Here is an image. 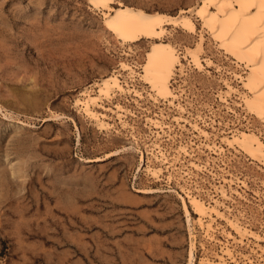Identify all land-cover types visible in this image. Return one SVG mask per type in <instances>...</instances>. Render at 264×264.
Returning a JSON list of instances; mask_svg holds the SVG:
<instances>
[{"label": "rangeland", "instance_id": "374dc122", "mask_svg": "<svg viewBox=\"0 0 264 264\" xmlns=\"http://www.w3.org/2000/svg\"><path fill=\"white\" fill-rule=\"evenodd\" d=\"M118 1L176 16L198 0ZM165 28V42L179 50L183 63L173 81L181 96L177 103L190 113L185 118L210 134L208 141L189 125L180 128L174 120L180 117L177 109L161 99L155 103L149 86L121 71L123 61L141 63L149 43H138L132 51L122 47L89 0H0V264H189L194 240L199 259L215 258L226 243L242 264L244 255L256 263L264 258V163L223 142L247 128L264 141V124L245 112L240 96L230 98V105L219 97L228 83L244 93L236 74L245 72L207 35L201 40ZM200 42L204 71L184 60L186 47L195 49ZM113 71L144 98L118 93L105 108H95L111 125L103 130L76 102ZM117 105L130 112L126 128L113 112ZM158 116L172 127L173 139H156L148 119ZM154 142L171 159L180 145L190 147L192 157L183 156L178 167L191 170V181L186 184L174 174L169 183L167 169L161 181L138 172L144 155L150 162L146 150ZM207 144L224 153L213 154ZM191 162L209 171L191 169ZM224 178L236 185H225ZM220 185L230 200L218 193ZM186 190L207 204L217 199L225 216L263 239L238 245L235 231L216 216L215 240L204 238L188 222Z\"/></svg>", "mask_w": 264, "mask_h": 264}, {"label": "bare ground", "instance_id": "6f19581e", "mask_svg": "<svg viewBox=\"0 0 264 264\" xmlns=\"http://www.w3.org/2000/svg\"><path fill=\"white\" fill-rule=\"evenodd\" d=\"M89 2L94 10L102 14L106 29L118 40V42L121 43L122 47H127L132 51L133 46L138 43L143 41L149 43L148 50H146L145 54H143V58L141 57L142 62L132 65V63L128 64L127 62L121 60L123 61L120 63L121 71L127 73V78L131 80H135L137 78L138 81L140 80L145 85L149 86L152 93H150V97L155 103H158L161 99L177 109L180 117L175 116L176 118L174 120L180 128H186V126L189 125L193 128L192 130H194L195 133L199 134V137L204 138L206 141L210 140V134L204 131L201 126L197 124V122L194 123L185 118V115L187 116V114H190L184 107L185 105L182 106L181 102L177 103L180 101L181 96L176 94V89H173V81L176 72L183 66V63L181 61L182 58L179 50H177V48L172 44L165 42L164 38L166 26L181 29L189 35H199L201 40H204V35H207L214 42V44H216L219 50L233 59L245 72V76L236 74V77L243 85L245 92H239V90L228 83V91L225 95L221 93L222 95L219 96L221 98V102L226 105L229 104V99L234 95L240 96L245 112L258 118L264 124V0H198L193 8L189 10L182 9L176 16H169L159 12L150 13L139 7L126 6L118 0H89ZM114 5H116L117 8L114 7ZM201 52V42L198 43L195 49L186 47L184 60L187 59L188 62H190V64L197 70L204 71L205 65L203 61L206 60L202 61ZM126 55L129 56L128 53ZM207 64L211 66L212 63L209 60L207 61ZM121 78L122 76L119 71H113V74L109 77L103 78L95 84V91L87 90L85 93L83 92V95L81 96L82 98L77 99L76 105L80 107L88 118L96 120L100 128L103 130H109L111 125L104 122V119L102 120L99 118V116L94 112L95 108L104 107L106 102L111 104L118 93L122 95H133L139 99L144 98V95L135 88V85L132 86L127 78L125 81H122L123 78ZM114 109L115 111L113 112L117 115L116 117L120 121L121 125L125 128L128 127V121H125L128 110H125L123 106L120 105H117ZM0 110L2 109L0 108ZM129 114L130 112L128 115ZM198 117L201 118L200 115ZM160 119L161 118L148 119V123L151 125V128L156 130V139L159 140L165 136L169 137V139H173L170 134L173 130L172 127L168 126L164 123L165 121ZM162 119H164V115H162ZM262 138L258 136L256 132L247 128L245 131L236 130L231 139H228V137L222 139L223 142L231 149H235L237 151L240 149L245 154L251 156L257 161H260V163L261 161L264 163V141ZM158 143L154 142L151 146L152 148L150 147L151 149L147 148L146 153L147 158L149 157L148 161L151 162V159H154L157 161V164L159 163V165L146 162L147 160H145L144 155L141 158L142 164L138 172L144 170L153 179L161 181L162 176H164L163 173L165 169H167L170 173L169 183L174 181V174H178L180 179L185 181L187 184L188 181L192 179L191 170L186 169L185 171L183 168L185 166L178 167V165L182 162L183 156L188 158L192 157L190 147L187 145H180L176 150V154L171 159ZM211 145L212 146L207 144L204 147H207V150L209 149L215 155H222L224 153V150L218 147V145ZM202 146L203 144L201 147ZM200 149L201 148H199V150ZM206 166L208 167L209 165ZM190 168L199 172H203L206 169L204 165L201 166L195 162L190 163ZM206 171L208 172L209 170L206 169ZM223 182L225 185H230V187L234 184L236 185V181L234 179L231 180L224 178ZM242 183L243 187L247 186L245 182ZM225 185H220L216 189L219 191L218 193L221 197L225 199L224 201H226V199L230 200L227 195ZM183 190L185 189L183 188ZM185 192L183 203L188 222L190 225L199 228L203 232L205 236L204 238L211 241L215 240L216 237L214 238L215 229L213 227V223L215 220L214 216H216L224 219L235 231L239 240L237 241L235 239L236 237H234V241L238 242V245H245V241L250 239H255L257 241L263 239L260 235L257 236V234L255 235L244 226H241L239 224V220H233L235 217L231 220L229 217L225 216V213H222L219 209L222 205L217 199L212 198L213 205L212 203L207 204V202L203 199L197 197L196 194L192 193V195L191 191L189 192L186 190ZM189 205L193 207L198 215V219L195 221L191 219ZM226 244L223 245L220 254H217L216 256L213 255L215 258L212 259L209 256V258L205 257L199 259L196 254L197 243H195L194 240L190 249L189 264H242L240 262V258L238 259L234 250ZM202 246L204 245L202 244ZM262 252H264V250ZM243 258L244 264L264 263V258L262 256L258 258L259 261L257 263L249 256L247 257L244 255Z\"/></svg>", "mask_w": 264, "mask_h": 264}]
</instances>
